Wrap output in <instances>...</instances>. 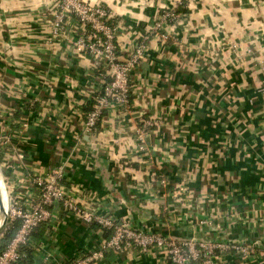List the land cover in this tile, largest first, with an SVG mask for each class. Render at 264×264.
<instances>
[{
	"label": "crops",
	"instance_id": "crops-1",
	"mask_svg": "<svg viewBox=\"0 0 264 264\" xmlns=\"http://www.w3.org/2000/svg\"><path fill=\"white\" fill-rule=\"evenodd\" d=\"M85 1L110 11L125 58L163 8L177 16L144 40L131 105L111 104L89 131L105 71L76 49L78 19L56 27L55 0H0L6 195L29 206L35 178L59 171L67 195L118 224L255 245L256 256L227 251L216 263L264 264V0ZM110 235L56 203L16 264H69ZM97 264L173 263L162 250H133Z\"/></svg>",
	"mask_w": 264,
	"mask_h": 264
},
{
	"label": "built area",
	"instance_id": "built-area-1",
	"mask_svg": "<svg viewBox=\"0 0 264 264\" xmlns=\"http://www.w3.org/2000/svg\"><path fill=\"white\" fill-rule=\"evenodd\" d=\"M57 13L56 27L66 19L76 18L80 23V33L75 42L76 49L92 56L98 68L103 69L101 87L93 95V108L86 113V128L94 131L101 120L104 109L113 103L129 107L131 105L130 72L144 53V40L150 34L161 31L169 22L176 19V11L163 8L152 27L147 28L142 43L125 58L117 49L118 25L112 21L110 11L101 4L85 0H55ZM173 2V1H172ZM183 5V0H174L173 4ZM2 179V178H1ZM35 182L40 188L38 198L29 204L23 203L10 194L5 199L6 226L0 234V241L7 231H15L6 248L0 253V264H16L25 256L24 249L31 243L33 233L51 217V209L56 203H62L65 211L79 215L85 222L96 223L111 231L103 244L71 261L69 264H97L109 251H152L162 250L173 264H217L219 255L234 251L240 256H256L259 247L255 245L222 243L214 240H196L176 238L142 229L118 224L110 216L81 206L67 195L61 173L56 171L47 176H37ZM165 182V181H164ZM1 183L4 185V180Z\"/></svg>",
	"mask_w": 264,
	"mask_h": 264
},
{
	"label": "water",
	"instance_id": "water-1",
	"mask_svg": "<svg viewBox=\"0 0 264 264\" xmlns=\"http://www.w3.org/2000/svg\"><path fill=\"white\" fill-rule=\"evenodd\" d=\"M2 171L0 168V209H1V218H0V234L3 233L6 226V217H5V199L6 197V188L5 185L1 183L2 181Z\"/></svg>",
	"mask_w": 264,
	"mask_h": 264
},
{
	"label": "trees",
	"instance_id": "trees-1",
	"mask_svg": "<svg viewBox=\"0 0 264 264\" xmlns=\"http://www.w3.org/2000/svg\"><path fill=\"white\" fill-rule=\"evenodd\" d=\"M14 233H15V231H13V230L7 231L5 236L1 239V241H0V253L6 248V246L8 245L10 240L12 239Z\"/></svg>",
	"mask_w": 264,
	"mask_h": 264
}]
</instances>
